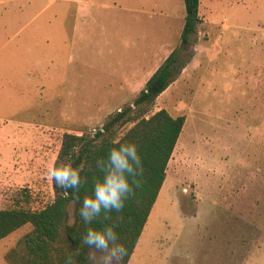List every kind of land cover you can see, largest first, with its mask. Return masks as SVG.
<instances>
[{
    "label": "rangeland",
    "instance_id": "rangeland-1",
    "mask_svg": "<svg viewBox=\"0 0 264 264\" xmlns=\"http://www.w3.org/2000/svg\"><path fill=\"white\" fill-rule=\"evenodd\" d=\"M102 2L110 8H94L76 36L72 0H0V209L53 201L47 170L64 133L127 107L137 118L164 109L185 121L127 264H264V0H201L186 44L183 0ZM167 36L180 70L138 109L162 63L126 58L123 45ZM132 125L114 126L113 139ZM31 230L0 240V264H24ZM55 247V259L71 254L64 228Z\"/></svg>",
    "mask_w": 264,
    "mask_h": 264
},
{
    "label": "trees",
    "instance_id": "trees-1",
    "mask_svg": "<svg viewBox=\"0 0 264 264\" xmlns=\"http://www.w3.org/2000/svg\"><path fill=\"white\" fill-rule=\"evenodd\" d=\"M183 2L185 15L180 43L186 44L200 22L199 0ZM180 51L181 48L174 49L150 76L134 99L132 103L134 107L140 109L152 104L168 87L175 71L180 70L178 67ZM184 121V116L172 117L164 109L147 118L142 116L137 118L131 113V107H127L111 116L103 125L104 131H98L95 136H90L88 132L80 135L64 133L53 166L70 161L73 167L82 170L81 184L75 190H65L57 187L51 180L53 201L37 211L24 207L0 209V240L20 227L30 224L32 230L21 241L26 253L24 264H90L89 249L82 243V236L88 227L101 228L111 225L117 233L119 242L127 250L120 264H127L165 179L167 164ZM125 123L133 125L119 139H113L114 126ZM119 142L137 145L143 168L142 173L136 177L139 187L134 186L133 194L126 199L124 207L119 212L102 211L91 224L86 225L79 215V207L83 198L91 195L95 181L102 177V172L96 168V161L106 158L108 151ZM70 204L73 206V223L66 225ZM62 228L65 230L71 254H63L60 259L59 257L55 259L53 254L56 250L55 244Z\"/></svg>",
    "mask_w": 264,
    "mask_h": 264
},
{
    "label": "clouds",
    "instance_id": "clouds-1",
    "mask_svg": "<svg viewBox=\"0 0 264 264\" xmlns=\"http://www.w3.org/2000/svg\"><path fill=\"white\" fill-rule=\"evenodd\" d=\"M98 131H104L102 125H93L88 129L90 136H95ZM96 168L102 172V177L95 181L91 195L85 196L79 207V215L86 225L91 224L102 211L119 212L126 199L133 194L134 186L139 187L136 177L143 171L137 145L131 142H119L112 147L106 158L97 159ZM81 171L70 161H65L50 167L47 175L57 187L75 190L82 181ZM82 243L92 253L95 264H120L127 254L111 225L88 227L82 236Z\"/></svg>",
    "mask_w": 264,
    "mask_h": 264
},
{
    "label": "crops",
    "instance_id": "crops-1",
    "mask_svg": "<svg viewBox=\"0 0 264 264\" xmlns=\"http://www.w3.org/2000/svg\"><path fill=\"white\" fill-rule=\"evenodd\" d=\"M72 1L74 6L73 12H74V27H75L76 36L78 32L82 34L86 30H90L91 25L93 24L92 18H94V10H93L94 8H97V10L99 11L110 8L109 2H102L99 6L95 7V0H72ZM209 1L212 2L213 0H209ZM200 6H201V0H199V7ZM199 7H198V12H199ZM184 15H185V7H184ZM183 24H184V20H183ZM180 35H179V41H180ZM166 38L159 40V42H156V40L155 41L151 40L147 42L138 41L133 43H124L123 45V47H125L124 56H127L126 58H129V54H131L137 58L147 60L148 63H152L155 61L163 63L165 59L170 55V53L174 49H176V47L171 45L170 40L172 39V37L169 38L167 36ZM156 58L158 59L155 60ZM157 68H153L149 73V75L151 76L157 70Z\"/></svg>",
    "mask_w": 264,
    "mask_h": 264
}]
</instances>
